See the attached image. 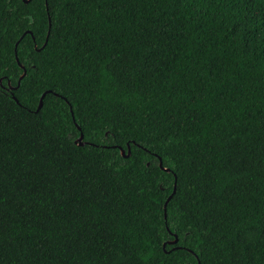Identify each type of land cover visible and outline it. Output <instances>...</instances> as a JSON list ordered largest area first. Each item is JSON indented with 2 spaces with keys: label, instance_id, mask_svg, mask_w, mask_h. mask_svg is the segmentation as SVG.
Segmentation results:
<instances>
[{
  "label": "trees",
  "instance_id": "1",
  "mask_svg": "<svg viewBox=\"0 0 264 264\" xmlns=\"http://www.w3.org/2000/svg\"><path fill=\"white\" fill-rule=\"evenodd\" d=\"M0 264H264V0H0Z\"/></svg>",
  "mask_w": 264,
  "mask_h": 264
},
{
  "label": "water",
  "instance_id": "2",
  "mask_svg": "<svg viewBox=\"0 0 264 264\" xmlns=\"http://www.w3.org/2000/svg\"><path fill=\"white\" fill-rule=\"evenodd\" d=\"M25 1H26V2H30L31 0H25ZM27 33L33 34L32 31H28ZM27 33H25V34H27ZM23 36H24V35H23ZM18 45H19V41L17 42L16 47H18ZM17 59H18V61H19V58H18V57H17ZM26 73H27V70L25 69L24 75H23L21 78H23V77L26 75ZM1 82H2V80H1ZM48 92H49V91H48ZM48 92H45V93L42 95V98H41V101H40V105H39L38 110H40V109L43 107V104H44V98H45V96H46V94H47ZM83 139H84V133H82V135H81V137H80V144H83ZM121 151H122V154L125 155V156H129L130 153H131V152L126 153V150L123 149V148H121ZM160 160H161L160 164H161V166L163 167V161H162V159H160ZM167 170L169 171V169H167ZM175 192H176V188H175L174 193H175ZM172 196H173V195H171L170 198L168 199V201H167V203H166V205H165V210H167V204H168V202H169V200L171 199ZM166 217H167V214H166ZM176 241H177V240H176Z\"/></svg>",
  "mask_w": 264,
  "mask_h": 264
},
{
  "label": "snow or ice",
  "instance_id": "3",
  "mask_svg": "<svg viewBox=\"0 0 264 264\" xmlns=\"http://www.w3.org/2000/svg\"><path fill=\"white\" fill-rule=\"evenodd\" d=\"M129 152H131V148L129 147ZM169 232H171L172 230L169 228L168 229ZM191 233H189L190 235ZM176 239L178 240V237H176ZM171 241H165L164 244L162 245L163 247L167 248L168 243H170ZM193 255H195V253H193ZM196 260H199V256H196Z\"/></svg>",
  "mask_w": 264,
  "mask_h": 264
}]
</instances>
